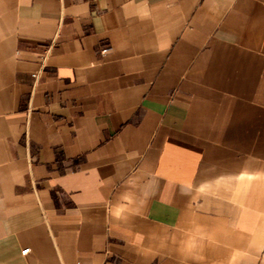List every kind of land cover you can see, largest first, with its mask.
Segmentation results:
<instances>
[{"label":"crops","instance_id":"obj_1","mask_svg":"<svg viewBox=\"0 0 264 264\" xmlns=\"http://www.w3.org/2000/svg\"><path fill=\"white\" fill-rule=\"evenodd\" d=\"M0 264H264V0H0Z\"/></svg>","mask_w":264,"mask_h":264},{"label":"built area","instance_id":"obj_2","mask_svg":"<svg viewBox=\"0 0 264 264\" xmlns=\"http://www.w3.org/2000/svg\"><path fill=\"white\" fill-rule=\"evenodd\" d=\"M106 47H102L101 49H100V52H104V51H106Z\"/></svg>","mask_w":264,"mask_h":264}]
</instances>
